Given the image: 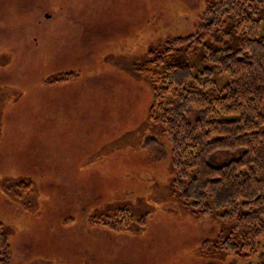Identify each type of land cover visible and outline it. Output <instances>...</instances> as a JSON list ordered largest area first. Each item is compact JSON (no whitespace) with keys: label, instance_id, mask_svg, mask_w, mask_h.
<instances>
[{"label":"rangeland","instance_id":"rangeland-1","mask_svg":"<svg viewBox=\"0 0 264 264\" xmlns=\"http://www.w3.org/2000/svg\"><path fill=\"white\" fill-rule=\"evenodd\" d=\"M206 1L0 0V221L11 264H247L214 246L235 220L197 217L173 193L171 149L148 121L152 90L138 71L195 34ZM122 212L132 232L97 224ZM262 260L264 238L248 264Z\"/></svg>","mask_w":264,"mask_h":264},{"label":"trees","instance_id":"trees-1","mask_svg":"<svg viewBox=\"0 0 264 264\" xmlns=\"http://www.w3.org/2000/svg\"><path fill=\"white\" fill-rule=\"evenodd\" d=\"M196 56L206 67L192 63ZM138 71L152 90L148 121L161 128L171 149L173 193L197 217L221 213L220 219L235 220L232 232L214 246L250 263L264 238V0H207L195 34L169 42ZM71 78L59 75L51 83ZM217 154L231 158L211 165ZM21 188L24 195L32 192L30 183ZM126 216L97 224L132 232ZM0 264H11L1 221Z\"/></svg>","mask_w":264,"mask_h":264}]
</instances>
